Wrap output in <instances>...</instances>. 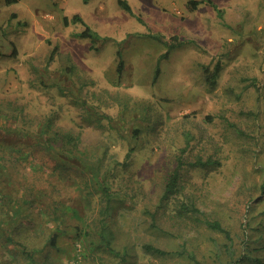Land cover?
Listing matches in <instances>:
<instances>
[{"label":"rangeland","instance_id":"obj_1","mask_svg":"<svg viewBox=\"0 0 264 264\" xmlns=\"http://www.w3.org/2000/svg\"><path fill=\"white\" fill-rule=\"evenodd\" d=\"M189 1L0 0V183L12 193L27 178L36 211L58 235V249L42 250L40 227L9 219L0 264H23L9 235L37 248L36 264H100L98 242L80 228L102 207L104 188L126 264H194L186 241L202 264L228 261L216 247L224 235L163 215L181 154L176 198L197 205L199 219L221 221L235 246L245 228L251 256L264 263V0H198L193 12ZM86 26L96 39L78 36ZM159 35L183 44L162 58ZM46 131L69 133L78 145L39 146ZM199 160L211 162L191 166ZM59 163L65 168L56 171ZM157 208L154 226L148 211ZM147 243L172 254L146 255Z\"/></svg>","mask_w":264,"mask_h":264},{"label":"trees","instance_id":"obj_2","mask_svg":"<svg viewBox=\"0 0 264 264\" xmlns=\"http://www.w3.org/2000/svg\"><path fill=\"white\" fill-rule=\"evenodd\" d=\"M6 5H11L14 3L19 2L20 0H4ZM89 0H85L87 3ZM119 4L124 7L127 11H131V7L129 4H127L124 1H120ZM200 4V1L198 0H191L187 4V9L190 12H193L196 10L198 5ZM74 21H82V18L79 15H75L73 17ZM64 21L67 23L69 22V19L67 17L64 18ZM80 38H89L91 40H94L98 37V35L88 26L84 29L82 33L78 35ZM157 40H159L161 43L166 45L168 48V52L162 57V58H168L170 55V52L183 44V42L178 38V36H172V37H165L162 35L156 36ZM57 51V47L54 48L52 57L55 55V52ZM123 68V62H120L119 70L122 72ZM220 66L218 65L216 67V70L214 73H218ZM160 68L159 66L156 69L155 72V79L159 76ZM214 78V77H213ZM211 82H213L211 80ZM45 136H43L44 143L40 142L39 146L46 147L47 144L51 141H59L64 149H68L70 147L77 146V140L72 137L71 134L66 133L63 134L62 132H56L54 133V136L48 135V132H43ZM63 134V135H62ZM62 139V140H61ZM59 142L57 145H59ZM47 148V147H46ZM72 150V149H69ZM186 150V149H184ZM182 150L181 152H184ZM131 153H129L128 157ZM183 154L178 157V166L176 169L172 172V174L169 176L167 180V184L164 189V193L162 196V201L165 200L163 203L165 208L167 210L163 213V215L169 217L173 221H183L186 222V220L193 219L192 221L195 222H202L208 229L216 231L224 235L226 242L216 243V247H223L224 250L227 253L228 261L225 262H219L218 264H239L243 263L244 261L251 263V262H257L258 264H264L262 261H260L257 257L251 256L250 251V237L248 232L245 228H243V233L239 236L241 239L239 242V246H235V238L233 237L232 233L224 227L221 221L219 220H212L211 218L206 219H199L197 216L202 214V211L197 207V205L187 202H182L180 198H176L177 194L180 192L179 187V180L181 177L180 171L183 168L185 162L182 158ZM211 161H203L199 160L198 163H192V167H196L198 165L200 166H208ZM61 168H65V166L61 163L55 168L56 171H60ZM42 176V175H40ZM36 176L35 181H41L42 183V177ZM21 182L25 183L27 185V188L24 190H18V191H12V193L7 192L4 190L0 183V204L2 205V218H0V228L1 225H3L5 222H8L9 219L12 220L11 222L15 220L22 219L24 224L26 225H32L34 227H40L41 229V240H44L42 250L46 246L47 248H56L58 249V235H55L54 233L51 234V230L48 227V221L49 219H45L43 217V212L36 211L37 204H38V198L34 196L35 192H31L28 188L30 182L27 178H21ZM49 184L51 188H54V186H57L54 182H50ZM41 186V185H40ZM22 188V187H21ZM41 188V187H40ZM23 189V188H22ZM103 196L104 198L101 201V206L98 210H95L93 208L91 215H88V220L85 222V226L80 228V231H83L84 233L82 236L85 241H95L98 242L99 246V254L96 256L99 258L97 261L100 262V264H126L129 256L128 247H124L123 249H118L116 246H114L115 240L117 239L114 230H112V224L110 220H112L113 214L116 210L115 206H112V197L110 194L109 189L104 188L103 190ZM175 197V198H174ZM172 199V201H170ZM161 201V202H162ZM160 202V203H161ZM56 203V202H55ZM162 203L159 205V208L163 205ZM54 209V208H53ZM160 210L157 208L155 213H151L148 211L152 216V222L155 225V221L157 219V214ZM36 215V218L33 216ZM196 216V217H195ZM90 217H92L90 219ZM29 218V221H26L25 219ZM38 220V222H37ZM50 223V222H49ZM38 225V226H37ZM242 226H246V224H242ZM249 225H247V228ZM98 232L99 236L95 235V233ZM57 234V233H56ZM99 237V238H98ZM8 241L17 248L19 255L23 259V264H36V253L38 252L36 247H32L30 245H26L18 240H16L11 235L8 236ZM185 244V245H184ZM187 241L183 242V252L188 255L189 260L194 264H202L200 260L198 259L196 253L194 251H189L187 249ZM142 251L144 254L152 256V257H165L172 253L156 246L153 244H143ZM182 252V253H183ZM183 253V254H184ZM106 255L108 256L106 258ZM118 260V262H117ZM96 263V262H95ZM53 264V263H52Z\"/></svg>","mask_w":264,"mask_h":264}]
</instances>
